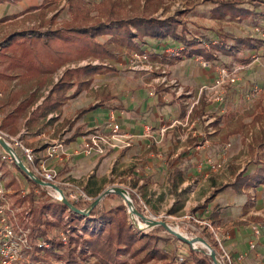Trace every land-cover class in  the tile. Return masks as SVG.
Wrapping results in <instances>:
<instances>
[{"label":"crops","instance_id":"1","mask_svg":"<svg viewBox=\"0 0 264 264\" xmlns=\"http://www.w3.org/2000/svg\"><path fill=\"white\" fill-rule=\"evenodd\" d=\"M63 1L53 3L58 4L59 9L67 7L68 10L69 0ZM86 1L93 16L99 17L98 7L102 1L99 4ZM4 5L6 14L0 18L14 16L4 24L44 15L39 21L27 20L23 29L26 32L57 28L64 23L54 25L53 22L43 27V21H50L58 13L45 14L42 7L48 5H43V0L0 4ZM215 7L209 9L210 17L220 22L222 20L212 16ZM70 20L71 17L67 21ZM185 25L188 41L200 37L193 35ZM218 36L209 39L208 47H194L211 51L210 61L188 54L176 58L167 49L178 48L183 45L181 42L149 39L143 48L158 67L152 71L132 69L134 53L124 48L115 52L114 59H87L67 64L54 74L53 83L59 81L66 69L88 64L103 65L114 71L96 75L90 88L69 99L60 112L51 113L29 126L26 122L30 113L42 104L52 85L38 90L35 79L9 72L7 75L11 78L0 76V92L4 94L1 110L6 121L23 100L37 92L38 100L19 120L18 133L13 136H20L35 152L38 164L56 168L62 181L80 186L93 199L114 187L130 190L142 196L148 204L147 210L157 218L184 217L209 202L208 208L197 215L211 224V211H219L222 222L212 227L231 253L234 264H264V230L257 238L251 229L253 224L264 226V185L255 182L253 187L241 192L233 188L238 175L253 176L264 163V94L258 99L248 98L254 86L264 87V41L255 36L238 35L239 38L235 36L234 41H228H233L231 47L227 44L223 47ZM109 39L102 37L99 41ZM240 55L245 57L240 58ZM252 55H259L261 62L243 72V79L228 88L222 102L212 101L208 91L201 93L202 88L214 84L219 67L239 63L240 59L247 62ZM9 82L10 87L5 85ZM73 93L74 90L70 95ZM14 95H18L16 100ZM89 107L95 109L76 120L78 112ZM111 116L125 133L134 136L132 147L114 150L107 156L78 155L76 152L91 134L109 133ZM147 127H151L152 137H145ZM50 146H61L69 157L63 156L62 160L48 157ZM3 151L0 145V159ZM210 162L221 168L215 170ZM10 191L12 187L7 188V193ZM36 193L48 198L45 189ZM111 200L106 196L98 207L110 210ZM253 243L255 249H251Z\"/></svg>","mask_w":264,"mask_h":264},{"label":"trees","instance_id":"2","mask_svg":"<svg viewBox=\"0 0 264 264\" xmlns=\"http://www.w3.org/2000/svg\"><path fill=\"white\" fill-rule=\"evenodd\" d=\"M19 1L0 0V4H17ZM56 1L58 0H43V5H49ZM215 4L212 16L218 20L226 18L232 21L251 20L256 13H260L257 10L261 8L258 5L252 8L245 7V2L242 0H217ZM148 5L152 6L149 14L124 18L119 11L121 7L119 2H103V9L100 10L99 17H95L86 0H69L68 13L71 20L64 22L61 27L47 28L44 31L34 29L15 33L8 38L6 43L0 47V61L6 64L4 73L0 76L11 78L7 73L12 72L33 78L36 80L38 90L52 85L42 104L30 113L26 125L29 126L46 118L51 113L60 112L69 99L90 88L96 75L114 71L113 68L103 65L88 64L75 69H66L59 81L53 83L54 74L67 64L87 59L100 61L114 59L115 52L123 48L133 53H147L151 56L143 48L149 39L158 42L169 39L181 42L184 50L180 56H175L176 58L188 54V56H200L207 61L212 59L211 53H207V50L194 48L195 45H201L200 43L203 42H199L196 40L197 38L191 41L186 39V25L182 21L185 13L177 12L171 17L159 19L155 14L161 9L162 3L157 0H149ZM13 17L7 16L0 21L5 22ZM57 17L55 15L50 21H43V27H48L55 22ZM40 18L43 19L44 15L41 14ZM260 28L264 30V24ZM102 37L110 39L100 42L99 38ZM188 50L189 52H187ZM233 50L234 47L231 48V51ZM73 90L74 93L70 95ZM16 98L18 95L13 96L14 100ZM37 100V92L32 94L29 99L23 100L4 121L2 129L11 136L16 135L19 120L25 116L28 108L34 105ZM94 109L95 107L81 109L76 120L81 119ZM14 167L34 186L33 191L28 192L27 196H24L19 202L22 204L29 201L31 220L26 225L23 222V225L18 227V231L15 229L19 235L24 227L29 228L28 244L23 248L22 253L29 257L32 264H51V261L58 264L61 262L79 264L78 258L81 257L83 261H86L90 253L98 259L99 264L115 263L119 256L128 253L136 257L144 254L147 261L166 258L165 254L160 253L156 246L162 241L158 234L165 231L163 227H158L147 236L139 238L128 223L127 209L124 205L111 210L100 209L96 206L89 216L77 215L62 202L35 194V191L42 193L43 186L30 179L16 164ZM16 180L12 178L6 184V188L16 184ZM255 182L257 185H264V163L253 176L238 175L233 188L237 192H241L243 189L247 190L253 187ZM208 204L209 202L195 208L192 213L198 214L199 211L207 209ZM73 205L80 210L85 208V204L82 203L73 202ZM87 218L93 219V221H87ZM209 220L214 227L220 224L222 221L219 211L212 210ZM63 230L69 233L66 244L58 238V233ZM53 231H56L57 235L52 234ZM82 233L88 234L89 238L82 239ZM43 242L47 246L41 245ZM76 242L81 248L79 253L75 249H71L77 245ZM193 259L197 264L213 263L210 257L208 259L201 257Z\"/></svg>","mask_w":264,"mask_h":264},{"label":"rangeland","instance_id":"3","mask_svg":"<svg viewBox=\"0 0 264 264\" xmlns=\"http://www.w3.org/2000/svg\"><path fill=\"white\" fill-rule=\"evenodd\" d=\"M90 1L93 2V4H99L102 1V4H100V6L98 7L99 10L103 9V2H108V3L119 2L121 4L119 11L122 17L124 18L147 15L152 10V6L148 5L149 0H90ZM157 1H160L162 3V7L160 12L158 14H155L156 17L162 19V18H167L168 16H173L177 12L185 13L184 15L182 14L183 15L182 21L185 24H187V30L191 31L193 35L200 36L196 40H198L199 42H203L200 44L205 47H208L207 43L209 42V39H211V37H214L216 35L217 36L219 35L218 37L219 39H221V43L224 44L223 47H225V44L231 47L235 39V36L238 37V35H241L243 38L245 37L250 38V36H255V38H257L258 35L255 31V28L261 27V25L264 24L262 13H256L253 19L247 20L245 23L233 22V21H230V23H228L227 21L224 20L217 22L216 20L211 19L209 9L212 8L213 6H216L215 2L217 0H157ZM242 1L245 2V7L252 8L253 6L258 5L261 6V8H259L258 11L264 12V0H242ZM61 2L64 1L61 0ZM42 10L48 16H53L55 13L58 12L57 13L58 17L55 20L54 25L62 24L63 22L67 21L70 18L67 7L59 9V5L56 3L50 4L46 7H42ZM13 11L14 10H12V12ZM5 14H6V6L5 5L0 6V16H3ZM27 20L39 21L40 18L31 17ZM26 21L17 20L7 24H4V22L0 21V47L3 46L4 43H6V41L8 40V38L12 37L15 33L26 32L25 30H23L25 28ZM231 39L233 41L228 43V41H230ZM251 40H253V38ZM208 52H210L212 55V52L208 51L207 49V53ZM254 56H259V55H252V57L249 58V61L247 62L243 61V62L245 64H251L252 58ZM241 57H245V55H240V58ZM223 60H225V62L228 61L226 58ZM260 60H262V58H260ZM241 61L242 59H240L239 63H243ZM228 64L229 63L223 66H228ZM5 65H6L5 63L0 61V72L3 71ZM252 66H254V64L249 66V68ZM262 72L264 75V71ZM243 77L244 74L242 73L240 78L243 79ZM10 83L11 82L6 83L5 85L10 87ZM261 89L263 92L261 91V93L253 99H258L262 93L264 94V87ZM263 99H264V95H263ZM0 163H1L0 170L3 173L6 183H8L7 179L11 180L12 178L15 179L17 178L16 184L12 186V191L6 194L7 206L4 212L7 220L11 223V225H13L14 229L18 231V227L23 225L25 218H27V214L29 213V217L31 216V210H30L31 205L29 201L27 200L22 204H20L19 202L24 196H27L26 194L28 192L33 191L34 186L21 173L17 172V170L14 167V164H10L9 162L3 160H1ZM38 196L41 195L38 194ZM108 196L112 198L111 203L113 204V206L111 207V209H115L121 205H124L126 207L128 223L133 227L134 231L137 233L139 238L147 236L154 229L158 228V227L149 228L148 225L141 218L131 213L127 204L117 193H110ZM129 196L136 208V211H138L140 214H142L148 219L167 222L170 227H172L174 230L178 229L182 235L188 237L189 239H193V238L204 239L216 252L217 258L219 259L220 249L216 241L217 237L212 227V224L206 222L207 220L202 219L200 215L198 216L197 214L191 213L180 218H172L167 215L165 216L164 219L157 217L156 219H154L153 214H151V212L147 210L148 208H146V206L148 204L145 202L142 196L140 195L138 196V194H133L132 192L130 193ZM96 199H93V201H89V202H84L81 200L78 203L85 204L84 210L85 209L87 210L88 208H90V206L93 204V202ZM98 206H101V203ZM189 217H193L194 219ZM87 221L92 222L93 219L87 218ZM208 224L210 226H208ZM61 232H66V234H69L68 231H64V230ZM52 234L57 235V232L53 231ZM16 235H18L17 232ZM81 236L82 239L85 240L89 238L88 234L86 235L82 233ZM158 236L162 238V241L157 243L156 246L158 247L160 253L162 252L165 254L166 256L165 259L162 260L153 259L147 261V259H145L144 254L136 257L131 253H128L119 256L117 262L112 264H197L193 258L196 259L198 257H201L208 259V257H210L208 249H206L202 244H196L193 246L189 244H184L182 242H179L175 236L169 234L166 230L164 232L159 233ZM58 238H60L59 233H58ZM78 238L81 239L80 237ZM78 245L79 244L77 243V245H74V247H71V249H75L77 253H79L81 251V248ZM20 255L17 264H32L28 256L24 255L22 252ZM88 256L89 258L86 261H83L81 257H79L77 261L79 262V264H99L98 259L93 255H91V253L88 254ZM40 264H44V263H40ZM51 264H58V263L55 261H51ZM60 264H65V262H61ZM212 264H214V262Z\"/></svg>","mask_w":264,"mask_h":264},{"label":"built area","instance_id":"4","mask_svg":"<svg viewBox=\"0 0 264 264\" xmlns=\"http://www.w3.org/2000/svg\"><path fill=\"white\" fill-rule=\"evenodd\" d=\"M255 31L258 35V39L264 40V30L263 28L257 27ZM184 50L183 46L178 48H168L167 52L172 56H180ZM260 61V56H254L252 58L251 64L237 63L234 62L229 66H221L218 69V77L214 84L210 87H204L201 89V93L208 91L211 93L210 99L215 102H222L225 99L228 88L236 85L241 77V74L252 64H256ZM131 68L134 70H147L152 71L156 68L155 64L151 61V56L147 53H134L131 59ZM261 88L256 85L254 86L248 98L253 99L261 93ZM4 98L3 92H0V138L3 139L16 153V155L25 163L27 168L35 175L36 178L50 184H54L60 187L68 200L72 202H89L93 199L88 196L83 188L74 184L73 182L62 181L60 179L59 173L56 168L48 167L45 163L38 164L35 152L27 147L21 140L20 136H11L7 134L2 129V124L4 122V114L1 110V101ZM164 133V130L162 131ZM164 135V134H163ZM145 137H152L151 127L146 128ZM134 141V136L125 133L119 123L116 122L114 116H111V124L109 133L94 132L91 136L86 139L82 147L76 152L78 155L82 156H107L110 152L114 150H126L132 147ZM4 150V149H3ZM47 156L50 158H57L62 160L63 156H68L61 146H50L48 148ZM3 161H7L10 164H16L18 160L17 157L10 156L5 150L1 155ZM210 165L218 170L221 165L214 164L210 162ZM47 191L46 196L53 201L62 202L60 195L49 187H44ZM128 195L131 191L127 190ZM7 188L6 181L4 179L3 173L0 170V264H17L20 258V254L23 248L28 244V234L29 228H23L19 235H16L13 225L5 217V208L7 206ZM152 218V217H151ZM154 219L156 217L153 216ZM194 219L193 217H189ZM31 220L29 213L27 218H25V225ZM208 226H210L208 224ZM251 229L254 235L259 238L261 237L264 226L259 224H253ZM68 235L66 232H60V240L63 243H68ZM216 241L220 249L219 259L220 264H234L233 257L228 249L225 247L224 243L216 235ZM41 245L47 246L45 242ZM251 249H255V244H251ZM14 250V251H13ZM20 255V256H19Z\"/></svg>","mask_w":264,"mask_h":264},{"label":"water","instance_id":"5","mask_svg":"<svg viewBox=\"0 0 264 264\" xmlns=\"http://www.w3.org/2000/svg\"><path fill=\"white\" fill-rule=\"evenodd\" d=\"M0 145L10 156H12V157L16 156L17 157L18 160L16 161V165L20 170H22L30 179H32L37 184H39L43 187H49V188H52L53 190H55L60 195L62 203L65 204L69 208V210L72 211L73 213H75L77 215H82V216H89L91 211L96 206H98L106 196H108L110 193H117L119 196H121V198L127 204L130 212L137 215L139 218H141L148 225L149 228L150 227H152V228L163 227L169 234L175 236L177 239H179V240H181V241H183L189 245L193 246L196 244H202L206 249H208L209 255L212 258L214 264H220V262L218 261L216 252L211 248V246L204 239H202V238L189 239L188 237H185L181 233L175 231L172 227H170L168 225L167 222L148 219L145 216H143L142 214H140L138 211H136V208H135L130 196L128 195L127 190H124L121 188H116V187L107 189L93 202V204L90 206V208H88L87 210L86 209L85 210L77 209L73 205V203L66 198L64 191L60 187H58L54 184L46 183V182L36 178L35 175L27 168L25 163L16 155L15 151L1 138H0Z\"/></svg>","mask_w":264,"mask_h":264},{"label":"bare ground","instance_id":"6","mask_svg":"<svg viewBox=\"0 0 264 264\" xmlns=\"http://www.w3.org/2000/svg\"><path fill=\"white\" fill-rule=\"evenodd\" d=\"M175 231L179 232V230H178V229H175ZM179 233H180V232H179Z\"/></svg>","mask_w":264,"mask_h":264}]
</instances>
